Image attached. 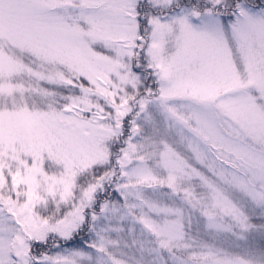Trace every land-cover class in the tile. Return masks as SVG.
Wrapping results in <instances>:
<instances>
[{"label":"snow or ice","instance_id":"1","mask_svg":"<svg viewBox=\"0 0 264 264\" xmlns=\"http://www.w3.org/2000/svg\"><path fill=\"white\" fill-rule=\"evenodd\" d=\"M0 264H264V0H0Z\"/></svg>","mask_w":264,"mask_h":264}]
</instances>
